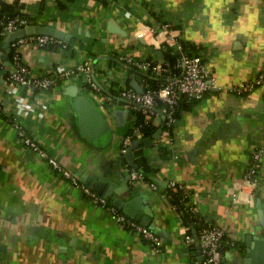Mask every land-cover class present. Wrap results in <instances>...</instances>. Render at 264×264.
Instances as JSON below:
<instances>
[{
  "label": "crops",
  "instance_id": "0c3cea01",
  "mask_svg": "<svg viewBox=\"0 0 264 264\" xmlns=\"http://www.w3.org/2000/svg\"><path fill=\"white\" fill-rule=\"evenodd\" d=\"M20 1L25 16L69 40L67 50L58 45L22 48V59L35 77L53 74L60 64L73 68L92 62L106 94L127 87V81L143 85L144 73L127 69L118 57L164 61L168 51L179 55L166 40L171 32L165 25L170 24L184 53L195 55L194 46L199 50L218 89L198 101L183 100L172 144L164 145L160 134L152 147L141 145L155 168L151 180L161 187L153 190L131 178L122 144L136 116L131 112L129 121L116 119L114 111H126L120 100L102 110L98 96L77 75L44 93V107L33 105L28 115L16 117L0 72V264H192L199 257L197 245L184 240L196 229L172 207L170 191L188 195L185 204L195 216L224 228L223 264H244L248 238L252 243L264 238L258 207L260 199L264 212V167L258 186L245 177L251 157L264 143V87L243 95L232 88L255 79L264 65V0ZM144 25L156 28L154 39L138 37ZM5 52L1 43L0 56ZM3 68H11L9 57ZM78 92L106 119L110 134L95 141L83 135L74 106ZM159 120L163 128L164 116ZM15 121L82 183L106 177L115 185L106 188L118 190L116 197L137 198L135 219L162 238V252L153 253L142 237L113 221L26 145Z\"/></svg>",
  "mask_w": 264,
  "mask_h": 264
},
{
  "label": "built area",
  "instance_id": "2783aa9c",
  "mask_svg": "<svg viewBox=\"0 0 264 264\" xmlns=\"http://www.w3.org/2000/svg\"><path fill=\"white\" fill-rule=\"evenodd\" d=\"M0 24L3 25V33L7 36L16 30L37 23L28 16L18 15L8 19H0ZM170 27V24L165 25V28L171 32V35L167 36L166 40L170 44L176 45L180 51L173 64L167 60L135 59L125 54L118 57L121 62L126 64L127 69H137L144 73L143 85H140L143 90L142 93L133 87H122L118 89L117 93L106 94L96 79L97 70L92 62H81L73 68L60 64L54 68L53 74L35 77L22 59V48L32 45L39 49H46L58 45L62 49L67 50L69 47L68 42L47 34H32L14 40L10 45L12 52L11 68L6 70L3 65H0V72L4 74L5 94L13 98L15 116L28 115L31 107L33 105L36 106V104L44 107V93L54 90L61 80L79 75L92 95L98 96L100 108L104 111L109 110L108 107L114 104L116 100H120V105L123 109L132 113L133 111L138 112L143 117L145 125H150L157 129L161 127L159 117L163 115L164 127L160 128L162 129V143L164 145L172 144L174 127L177 122L176 110L180 101L182 99L200 100L208 91L218 89V85L200 55H189L183 52L181 43L177 40V36L174 35ZM156 33L155 27L144 25L137 34L139 38L148 41L154 39ZM172 53H174V50H172ZM1 63L3 61L0 56ZM153 81L156 82L155 86L152 84ZM258 87H264V65L255 79L241 83L237 87L232 88V90L239 95H243ZM135 121L131 132L123 139L122 151L125 154L133 141L145 139L142 131L144 124L135 125ZM13 126L18 130L26 145L30 146L41 157H45L49 165L61 173L72 185L80 189L92 202L105 209L113 221L142 237L153 253L159 254L162 252V238L147 223L140 222L127 215L112 205L105 196L95 192L87 184L82 183L68 170L64 169L55 159L48 156L36 141L27 135L18 121H15ZM263 167L264 143L251 157V162L245 173L248 184L254 187L259 185V177ZM131 178L144 182L153 190L161 188L156 181H146L145 175L140 168L132 167ZM168 184L170 188L176 186L174 181ZM187 196L185 195L183 198L184 209H180L175 203L172 205L182 220L185 212L195 214L194 209L185 204ZM195 218L194 224L199 227L196 233L201 246L203 260L202 262L199 259L194 260L192 264H223L224 228L220 225L204 222L202 218L197 216ZM184 242L189 246L196 244L195 233L188 232L185 235Z\"/></svg>",
  "mask_w": 264,
  "mask_h": 264
},
{
  "label": "water",
  "instance_id": "95a60500",
  "mask_svg": "<svg viewBox=\"0 0 264 264\" xmlns=\"http://www.w3.org/2000/svg\"><path fill=\"white\" fill-rule=\"evenodd\" d=\"M32 34H47L65 40L67 42L69 41L66 34L58 31L54 27L44 24H35L26 28L16 30L5 37V39L2 42V47L5 49L6 52L1 55L2 61L8 60V55L11 52L10 45L14 40ZM158 53L161 54V51H158ZM135 72L138 73L139 71L135 70ZM141 75L144 74L141 73ZM131 86L135 88L137 91L141 93L143 92V90L140 88L139 82L132 81ZM74 98H75L74 106L79 117L80 129L83 135L86 138H88L90 141H95L100 136L103 137L105 136V134L107 135L110 134L109 124L107 123L106 119L102 116V114L99 112V110L96 108V106L88 99V97L85 94L78 92L74 96ZM114 117L119 120L126 118L129 121L132 119V114L128 110L126 111L116 110L114 111ZM162 126L164 127V121ZM161 132L162 129H159L158 131L155 132V134L152 137L133 141L127 153L128 159L131 161L132 164H134L131 155L132 150H134L135 148L141 145L152 147L154 144V140L159 138ZM87 184L89 187H92L95 192L113 201L114 205L120 210H122L124 213H126L127 215L133 218L136 217L137 214L136 207L138 204V199L134 198L129 201H123L122 198L116 197V193H118V190H116L115 193H113V190L111 191V189L106 188L107 184H110L111 187L115 186L114 183H112L106 177L100 178L99 180L95 181V183H93V181H88ZM258 207L260 209V214L262 215V217H264V212L262 210L260 199L258 201ZM143 222L145 221L143 220ZM262 223L264 227V222L262 221ZM194 233L196 238L197 249L199 252L198 259L202 262L203 257L201 255V246L198 241V236L196 231ZM253 242L254 243H252V240L248 238L247 243L249 244V247L246 250L244 264H264V238L262 237L259 238L258 240L255 239Z\"/></svg>",
  "mask_w": 264,
  "mask_h": 264
},
{
  "label": "trees",
  "instance_id": "16d2710c",
  "mask_svg": "<svg viewBox=\"0 0 264 264\" xmlns=\"http://www.w3.org/2000/svg\"><path fill=\"white\" fill-rule=\"evenodd\" d=\"M106 1V0H105ZM103 1V2H105ZM24 5L21 3L20 0H15L12 3H6L5 1H0V19H8L11 17H15V16H25L26 13L24 11ZM6 35L3 33V25L0 24V49H1V43L3 42V40L5 39ZM193 51L196 53L195 55H201L199 50L194 46ZM189 55H192V53H190ZM9 60L11 61L12 58V52H10V54L8 55ZM202 57V56H201ZM177 58V54L174 51V53H172L171 51H168V54L166 55V60L170 63H174L175 60ZM0 65H3V63H1ZM155 81L152 82L153 86H155ZM127 87H131L130 86V82L127 81L126 84ZM183 100H188V99H182L177 107L176 110V118H178L179 115V109L181 107V103L183 102ZM190 101H198L195 99H191ZM185 102V101H184ZM135 117V125H140V124H144V126L142 127V131L144 133L145 137H150L152 135L155 134V132L157 131V128L152 127L150 125H145V122L143 120V117L140 116L138 114V112L133 111ZM130 132V131H129ZM165 148H161L160 151L163 152ZM132 155L134 157V164H131L126 158L125 161L128 163L129 167H137L140 168L146 178V181L150 182L151 180V175L153 174V172L155 171V168H153L147 158V156L143 153V146H139L137 148H135L132 152ZM170 193L172 194V198H173V203H175L180 209H184V200H183V193L179 192V193H174L172 191H170ZM196 220L195 216L191 213L185 212L184 216H183V221L184 224L186 225H193V228H195L196 230L199 229V227L197 225L194 224V221ZM190 233H192V231H189ZM194 246V245H192ZM194 260H197V258H195Z\"/></svg>",
  "mask_w": 264,
  "mask_h": 264
},
{
  "label": "rangeland",
  "instance_id": "374dc122",
  "mask_svg": "<svg viewBox=\"0 0 264 264\" xmlns=\"http://www.w3.org/2000/svg\"><path fill=\"white\" fill-rule=\"evenodd\" d=\"M125 88H126V87H125ZM95 99L99 101V98H96V97H95Z\"/></svg>",
  "mask_w": 264,
  "mask_h": 264
}]
</instances>
